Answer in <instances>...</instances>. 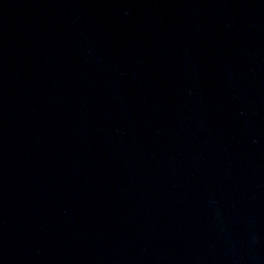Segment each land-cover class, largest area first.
<instances>
[{"label":"water","instance_id":"water-1","mask_svg":"<svg viewBox=\"0 0 264 264\" xmlns=\"http://www.w3.org/2000/svg\"><path fill=\"white\" fill-rule=\"evenodd\" d=\"M0 264H264V0H0Z\"/></svg>","mask_w":264,"mask_h":264}]
</instances>
